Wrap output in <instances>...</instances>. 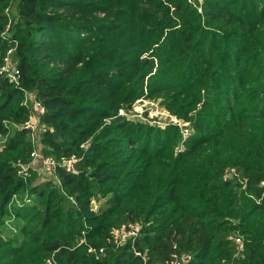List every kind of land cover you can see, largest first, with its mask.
<instances>
[{
    "label": "trees",
    "instance_id": "16d2710c",
    "mask_svg": "<svg viewBox=\"0 0 264 264\" xmlns=\"http://www.w3.org/2000/svg\"><path fill=\"white\" fill-rule=\"evenodd\" d=\"M14 46L21 85L0 75V137L15 130L0 148V264H264V0H0L1 64ZM29 90L45 108L41 153L74 159L57 187L18 175L35 147L16 127ZM144 97L197 130L184 152L178 127L119 114ZM94 198L109 207L86 214Z\"/></svg>",
    "mask_w": 264,
    "mask_h": 264
},
{
    "label": "rangeland",
    "instance_id": "374dc122",
    "mask_svg": "<svg viewBox=\"0 0 264 264\" xmlns=\"http://www.w3.org/2000/svg\"><path fill=\"white\" fill-rule=\"evenodd\" d=\"M76 1H89V0H76ZM97 1V0H94ZM10 11L12 12L11 14H16L17 10L14 7V5H10L9 7ZM99 16H103V15H99ZM94 17H98L97 15L93 16ZM76 19H80V20H76V24L84 25L87 18H85L84 15L80 14L78 16L75 17ZM88 20H92L89 19ZM87 23V22H86ZM85 57V56H84ZM50 64V62H49ZM16 66L17 65V58L16 56H14V58L12 59V66ZM51 68H55L52 65H50ZM29 92H33V94H35L34 91L29 90ZM122 117H124L125 119H127L128 121L133 122L134 124H144V125H149L152 126L153 128L159 129V131H164L167 130L169 127H178L180 129V143L177 144L175 143V154H179L181 152H184L187 148V145L184 144V141H186L189 137H191L192 135H194L195 133H197V130L192 129L191 124L190 123H186L184 120L179 119L176 115L172 114L170 111H168L165 107L164 104V99L163 98H158V99H151L148 97H144L140 100H137L134 105L132 106V108L128 109V111L125 110H121L119 113ZM107 123L111 122V120H107ZM38 134H37V145L35 146L37 150H39V152H42L41 150H43L44 146L42 144V135L43 132L46 130V127L44 125L41 124V119L38 121ZM14 131H12V133L10 134V137L14 135ZM121 134V133H120ZM119 134V135H120ZM174 134V133H171ZM10 137H0V148H2L10 139ZM92 138L88 139L83 145L82 148L84 150H87L92 142ZM172 147V146H171ZM132 147H129L127 149V156H129V159L132 160L134 162V160L140 156L139 153L135 150H137L138 148H140V146H136V148L131 149ZM19 163V162H18ZM33 168H32V172L30 174V177H33V174L35 175L36 179L34 180L35 184H39L40 182H44V181H51L54 185L60 186V182L58 181V179L56 178L55 175H51V176H47L44 175L43 171L40 168V163L38 161L33 162ZM134 163L130 164V170L131 171H135L136 167L134 165ZM153 172L148 175L147 177H145V185H144V190L146 191L149 187L154 188L155 187V183L157 182V179L159 178V176L163 175L162 174V170L160 169V167H156L155 169L152 170ZM132 178H129V180H131ZM131 182V181H130ZM130 184V183H129ZM124 188V187H121ZM144 192V191H143ZM66 195V194H65ZM141 195V194H140ZM67 201H65V205L69 204L68 206H70L71 204L74 205L76 204V201L73 198H70V196L65 197ZM108 200L105 201L101 200L99 201L97 198H94L91 202L90 208L88 211H86V214H98L100 212H103L104 210H106L109 206H108ZM19 205H22V203H19ZM12 214H14V210L12 209ZM263 216V214L261 212L257 213L256 217H260ZM255 217V216H254ZM255 217V219H256ZM254 219V220H255ZM140 227L141 226H136Z\"/></svg>",
    "mask_w": 264,
    "mask_h": 264
},
{
    "label": "built area",
    "instance_id": "2783aa9c",
    "mask_svg": "<svg viewBox=\"0 0 264 264\" xmlns=\"http://www.w3.org/2000/svg\"><path fill=\"white\" fill-rule=\"evenodd\" d=\"M16 53V47H12L9 49L3 59V63H0V75L5 76L10 83L14 84L16 87H19L21 85V72L17 65L12 66V59L14 58ZM24 106L29 109V118L27 122L21 126H16L19 130L26 129L31 133L32 140L34 143V146H36L37 143V134H38V121L40 118L45 114V108L41 104L40 101L37 100L35 94L33 92H25L24 94ZM31 161L29 163H23L19 161L18 165V175L24 178H27L30 176V171L33 168V162L38 161L40 163V168L44 172V175L51 176L55 175L57 172L58 167H66L73 170V163L74 159L72 160H64L63 162H59L55 160L52 157H47L43 155L39 150L34 147L33 152L31 153ZM227 177L234 176L235 170L228 169L226 171ZM261 186L264 188V182L261 183ZM139 227H136L132 224H130L127 227H123L121 229H115L112 232V235L114 238L118 241V245H123L126 243L128 239L131 237H134L138 234ZM235 242L238 244V249L241 251L243 249V239L240 236H235L234 238ZM103 248L100 249V253L103 252ZM92 251V250H90ZM48 264H54L52 260H48ZM169 264H186L185 261H173Z\"/></svg>",
    "mask_w": 264,
    "mask_h": 264
}]
</instances>
